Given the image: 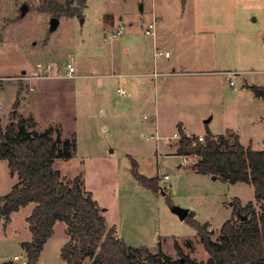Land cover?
<instances>
[{"label": "rangeland", "instance_id": "1", "mask_svg": "<svg viewBox=\"0 0 264 264\" xmlns=\"http://www.w3.org/2000/svg\"><path fill=\"white\" fill-rule=\"evenodd\" d=\"M45 1L0 0L2 126L16 103L28 131L52 128L62 139L73 138V158L55 160L53 168L70 179L82 175L84 190L128 246L151 253L160 248L177 259L176 242L185 255L205 261L189 218L179 220L172 209L192 211L216 239L232 216V202L253 203L254 190L193 172L195 156L183 165L176 154L177 126L195 138L230 130L243 146L264 150V101L252 90L264 89V0H86L78 15L62 17L54 31L53 17L39 11ZM151 23L154 35H146ZM159 34L166 39H157ZM156 50L168 57H155ZM145 62L160 64L158 73L178 72L182 64L193 74L157 77L155 88ZM68 63L72 78L16 79L47 75V66L51 75L63 76ZM227 72L235 73L234 86L221 75ZM131 159L140 175L159 178L158 193L135 180ZM16 182L0 159V197ZM33 208L30 203L12 213L7 224L0 217V264H25L24 244L31 240L26 218ZM65 228L55 224L36 264H64L59 253Z\"/></svg>", "mask_w": 264, "mask_h": 264}, {"label": "trees", "instance_id": "2", "mask_svg": "<svg viewBox=\"0 0 264 264\" xmlns=\"http://www.w3.org/2000/svg\"><path fill=\"white\" fill-rule=\"evenodd\" d=\"M85 1L46 0L39 11L57 19L73 17ZM252 90L264 101V89ZM17 108L14 103L5 126L0 122V159L7 161L9 175L17 178L11 191L0 197V217L7 224L12 213L34 204L26 218L31 240L24 244L25 264L37 263L57 222L66 226L67 241L59 253L64 264H83L85 260L90 264H264V150L244 147L230 130L217 138L207 134L200 143L195 137L188 138L181 125L177 126L176 154L185 156L191 146L196 147L192 171L229 184H247L254 190L255 201L242 206L235 199L231 204L232 216L222 225L216 239H212L214 232L209 231L207 223L199 224L187 217L208 258L196 261L175 242L178 258L173 259L160 248L151 253L146 247L134 248L120 240L116 227L107 225L102 209L92 194L84 190L82 175L70 179L53 168L55 160L73 158V138L62 139L60 132L52 128L41 133L28 131ZM137 168L131 159L135 180L158 193L159 178L140 175ZM186 247L192 248L189 241Z\"/></svg>", "mask_w": 264, "mask_h": 264}, {"label": "built area", "instance_id": "3", "mask_svg": "<svg viewBox=\"0 0 264 264\" xmlns=\"http://www.w3.org/2000/svg\"><path fill=\"white\" fill-rule=\"evenodd\" d=\"M118 34H120L121 32L118 31L117 32ZM145 34L146 35H154V24L151 23L147 26L146 30H145ZM115 36V35H113ZM154 56L155 57H168V53H164V54H161L160 52H158V50L155 51L154 53ZM40 67V66H39ZM38 67V68H39ZM45 69V70H44ZM43 70L46 71L47 75H44L43 73H37V72H34L32 75H28V74H21L18 78H16L18 81H36V80H41V79H50V78H72L73 77V74H74V68H73V65L71 63H68L66 65V68H65V73L63 76L60 75V72L58 71V74L57 75H51L50 72L52 71L51 70V66H47L45 67ZM161 74L157 73V72H152L151 74H149L148 76L152 77V78H157L159 77ZM235 75V73H231V72H227V73H224V76L226 77V80L228 81V84L229 86H234V80L232 79V76ZM31 91H33V88H30ZM118 93L120 95H125V92L123 90H118ZM0 108H1V105H0ZM188 138H191V136H187ZM197 140L200 142V143H203V137H197ZM182 163L183 165H189L191 163L190 161V156L188 155H185L183 156L182 158ZM168 177L167 176H164L163 180L167 179Z\"/></svg>", "mask_w": 264, "mask_h": 264}, {"label": "water", "instance_id": "4", "mask_svg": "<svg viewBox=\"0 0 264 264\" xmlns=\"http://www.w3.org/2000/svg\"><path fill=\"white\" fill-rule=\"evenodd\" d=\"M27 11V7L26 5H22L20 12H21V16H23L25 14V12ZM58 20L57 18H51L50 19V26L49 29L50 31H54L56 29V27L58 26ZM195 151H196V147L195 146H191L188 150L186 155L188 156H194L195 155ZM172 213L175 214L179 220L183 221L185 220L187 217L189 218H193L194 217V213L192 211H188L185 209H181V208H173L172 209ZM243 219H245V217H243Z\"/></svg>", "mask_w": 264, "mask_h": 264}, {"label": "crops", "instance_id": "5", "mask_svg": "<svg viewBox=\"0 0 264 264\" xmlns=\"http://www.w3.org/2000/svg\"><path fill=\"white\" fill-rule=\"evenodd\" d=\"M157 39H166V35H161V34H159V36L157 37ZM162 64V63H161ZM164 65V64H163ZM144 66H145V68H147L148 70L149 69H151V71H150V73H148V74H146L147 76L149 75V74H151L152 72H157V69L160 67V64L158 65V64H156L155 62H154V64H153V66H152V68L150 67V64L148 63V62H145L144 63ZM166 66V65H165ZM170 68H173L172 70H174L175 69V67L174 66H172V67H168V69H170ZM177 70H179L178 72H175L174 71V73H163L162 71V73H159V74H161L159 77H164V76H167V75H170V76H178V77H180V76H190V75H192L193 73H191V72H188V71H185V67L182 65V64H178V66H177ZM158 73V72H157ZM163 74H165V75H163ZM221 75H224V74H221ZM149 78H151V80L152 81H156V78H152V77H150V76H148ZM158 77V78H159ZM98 83L99 84H101V81L100 80H98ZM158 85H160V83L158 84ZM157 87V83L155 82V88ZM24 98V96H22L21 97V99H23ZM180 125V124H179ZM182 130H183V128H182ZM183 132H184V130H183ZM238 139H239V137H238ZM240 142V141H239ZM245 147V146H244ZM248 147V146H247ZM251 147V146H250ZM252 149V148H251ZM194 172V171H193Z\"/></svg>", "mask_w": 264, "mask_h": 264}]
</instances>
